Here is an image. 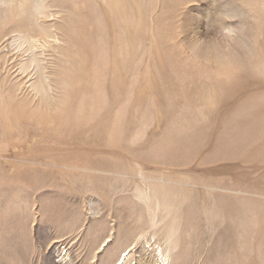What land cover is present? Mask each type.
I'll return each mask as SVG.
<instances>
[{
    "label": "rangeland",
    "instance_id": "1",
    "mask_svg": "<svg viewBox=\"0 0 264 264\" xmlns=\"http://www.w3.org/2000/svg\"><path fill=\"white\" fill-rule=\"evenodd\" d=\"M2 1L0 264H264V0Z\"/></svg>",
    "mask_w": 264,
    "mask_h": 264
},
{
    "label": "clouds",
    "instance_id": "2",
    "mask_svg": "<svg viewBox=\"0 0 264 264\" xmlns=\"http://www.w3.org/2000/svg\"><path fill=\"white\" fill-rule=\"evenodd\" d=\"M211 4L215 7V0H211ZM237 17L231 13L219 12L217 14V25L215 29H209L203 37L193 36L186 44L190 45V50L195 55L202 46L207 43H215L224 40L227 43H235L242 33V28L235 26H225V22L233 21Z\"/></svg>",
    "mask_w": 264,
    "mask_h": 264
},
{
    "label": "bare ground",
    "instance_id": "3",
    "mask_svg": "<svg viewBox=\"0 0 264 264\" xmlns=\"http://www.w3.org/2000/svg\"><path fill=\"white\" fill-rule=\"evenodd\" d=\"M2 1V0H1ZM3 2V1H2ZM1 2V3H2ZM10 4V3H9ZM37 21V20H36ZM21 36V35H20ZM18 38V37H17ZM20 39H25L26 37L24 36V37H19ZM25 40H28V39H25ZM25 65H23V67H24ZM40 76H41V79H42V86H39L40 84H38V90H40V87L42 88L41 90H43L44 91V93H46L44 96H47L46 98H48V99H50L49 98V96H48V88H49V80H51V79H49L50 77H47L46 75H45V73L43 72V71H40ZM35 82V81H34ZM34 84H36V83H34ZM47 84V85H46ZM32 85H33V83H32ZM36 86V85H35ZM34 86V89H35V93H36V87ZM30 88H33V86L31 87V86H29V89ZM34 89H32L33 91H34ZM38 92V91H37ZM113 92H116V91H114L113 90ZM36 95V94H35ZM40 95H42V93L40 94ZM115 95L117 96V94L115 93ZM40 97V96H39ZM39 99V98H38ZM52 100H54V99H52ZM92 136H95V133L94 134H92ZM37 140V139H36ZM36 140L33 138V141L34 142H36ZM38 140H39V138H38ZM30 142V141H29ZM29 144V143H28ZM32 144V143H31ZM30 144V145H31ZM34 144V143H33ZM16 150V149H15ZM30 150V149H29ZM29 152H31V151H29ZM6 162V161H5ZM9 163V162H8ZM10 166H12L13 167V165H11L10 164ZM106 247V246H105ZM159 251L157 252V257H159V259H160V261L163 263V264H165L166 263V261L168 260V257H169V254L168 253H166V252H164V251H162L161 250V247H160V249H158ZM110 251H111V249H110ZM125 251L126 250H124V251H122V253H125ZM112 252V251H111ZM130 254V252H128L127 253V255H125V256H123L122 258H121V256H119V258L116 260V262L114 263V264H126V262L128 261L127 260V256ZM112 255V254H111ZM118 262V263H117Z\"/></svg>",
    "mask_w": 264,
    "mask_h": 264
},
{
    "label": "snow or ice",
    "instance_id": "4",
    "mask_svg": "<svg viewBox=\"0 0 264 264\" xmlns=\"http://www.w3.org/2000/svg\"><path fill=\"white\" fill-rule=\"evenodd\" d=\"M125 255H127V254H125Z\"/></svg>",
    "mask_w": 264,
    "mask_h": 264
}]
</instances>
